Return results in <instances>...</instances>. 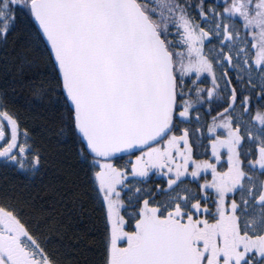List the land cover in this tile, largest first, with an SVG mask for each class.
Returning <instances> with one entry per match:
<instances>
[{
  "label": "snow or ice",
  "instance_id": "obj_1",
  "mask_svg": "<svg viewBox=\"0 0 264 264\" xmlns=\"http://www.w3.org/2000/svg\"><path fill=\"white\" fill-rule=\"evenodd\" d=\"M0 53L75 153L99 264H264V0H0ZM22 123L0 94V162L34 179ZM57 215L0 191V264H73Z\"/></svg>",
  "mask_w": 264,
  "mask_h": 264
},
{
  "label": "trees",
  "instance_id": "obj_2",
  "mask_svg": "<svg viewBox=\"0 0 264 264\" xmlns=\"http://www.w3.org/2000/svg\"><path fill=\"white\" fill-rule=\"evenodd\" d=\"M217 2L222 3V0ZM2 56L3 53H0ZM0 94L6 95L9 107L20 116L22 127L31 130L37 142L46 144L50 153L49 166L34 179L5 169L0 162V191L7 189L10 195L21 201L30 200L38 212H52L55 208L61 228L54 244L60 254L73 264H99L103 221L92 198L90 185L76 164L75 153L69 143H58L54 137L49 138L46 129L51 119L50 112L32 97L15 70L7 69L2 58ZM127 159L125 156L124 160ZM159 182L158 177L150 181ZM65 190L78 193L79 199L73 201L67 198L62 201L57 193Z\"/></svg>",
  "mask_w": 264,
  "mask_h": 264
},
{
  "label": "flooded vegetation",
  "instance_id": "obj_3",
  "mask_svg": "<svg viewBox=\"0 0 264 264\" xmlns=\"http://www.w3.org/2000/svg\"><path fill=\"white\" fill-rule=\"evenodd\" d=\"M239 111V109H237Z\"/></svg>",
  "mask_w": 264,
  "mask_h": 264
}]
</instances>
